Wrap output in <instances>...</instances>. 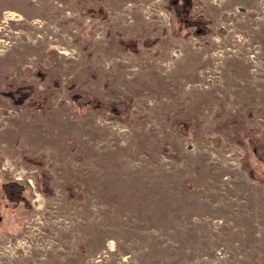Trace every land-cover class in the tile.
I'll return each mask as SVG.
<instances>
[{
    "label": "rangeland",
    "instance_id": "374dc122",
    "mask_svg": "<svg viewBox=\"0 0 264 264\" xmlns=\"http://www.w3.org/2000/svg\"><path fill=\"white\" fill-rule=\"evenodd\" d=\"M166 4L0 0V89L53 95L41 113L0 93V187L27 202L0 190V264H264V162L213 130L237 116L264 142V0ZM44 71L131 97L129 116L77 107ZM21 151L44 155L51 195Z\"/></svg>",
    "mask_w": 264,
    "mask_h": 264
},
{
    "label": "trees",
    "instance_id": "16d2710c",
    "mask_svg": "<svg viewBox=\"0 0 264 264\" xmlns=\"http://www.w3.org/2000/svg\"><path fill=\"white\" fill-rule=\"evenodd\" d=\"M191 0H167L166 9L168 10H175L176 17L181 16V14H185L188 17V12L190 10ZM187 21V20H185ZM199 27L202 28V25L199 24ZM156 41H151L150 44H154ZM131 48L133 51H136L135 46L137 45L136 42H133ZM122 45V42L120 41ZM146 44L145 42L143 43ZM125 49H130L125 43L122 45ZM43 77L47 78L51 82L52 88H59L64 87L66 91L69 93V97L72 99L74 104L77 107H88L94 111L108 113L113 117L126 119L129 116V113L132 109V98L126 97L120 101H104L103 99L88 94L80 89H75L74 82L70 81L65 83L58 75H49L47 71L42 72ZM10 75L5 76L9 78ZM1 80L3 78L0 77ZM12 81H6V85L4 88H9V92L7 93V97L10 99L12 105L15 108L24 106L27 108H37L43 111L49 110L50 106H47V101L49 97H52V92H50L47 97H38V94L35 92L32 86L28 85H20ZM9 82V83H8ZM4 88L0 89V93H4ZM35 96L36 100H31V97ZM37 98L41 101L42 106L35 107L34 104L37 102ZM46 106V107H44ZM182 114V111H178L175 115V120L172 122L173 126L178 127L182 125L185 129H190L192 127L199 128V123L192 121L190 119H180L177 118ZM216 119L220 117L217 115L215 116ZM214 132H222L224 131L232 133V137H228L229 139L235 141L237 144L241 145L242 147H246L244 140H247L248 147H250L256 155V157L264 162V142L260 141L255 136V132L253 129H249L245 126V124L238 119L237 116L233 117H225L223 121L218 122L214 126ZM21 159L29 164L36 166L40 170V179H39V188L44 195H51L52 189L49 186V180L51 179V174L46 169L49 165L46 163L44 155L39 156H30L26 151H21ZM247 163V161H246ZM1 167V162H0ZM46 167V168H45ZM66 185H69L67 183ZM68 187V193H71L72 190ZM0 190L2 192L1 197L7 200L9 203H27L26 199L23 195L24 187L20 183L17 182H5L1 184Z\"/></svg>",
    "mask_w": 264,
    "mask_h": 264
},
{
    "label": "bare ground",
    "instance_id": "6f19581e",
    "mask_svg": "<svg viewBox=\"0 0 264 264\" xmlns=\"http://www.w3.org/2000/svg\"><path fill=\"white\" fill-rule=\"evenodd\" d=\"M11 12V11H10ZM14 16H17V14L14 13Z\"/></svg>",
    "mask_w": 264,
    "mask_h": 264
}]
</instances>
